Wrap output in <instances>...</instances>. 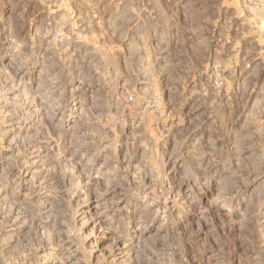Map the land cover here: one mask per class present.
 <instances>
[{
    "label": "clouds",
    "instance_id": "9594fccd",
    "mask_svg": "<svg viewBox=\"0 0 264 264\" xmlns=\"http://www.w3.org/2000/svg\"><path fill=\"white\" fill-rule=\"evenodd\" d=\"M44 7L0 57L4 104L23 83L47 121L15 152L0 139V264H264V0ZM37 142L50 156L25 171Z\"/></svg>",
    "mask_w": 264,
    "mask_h": 264
},
{
    "label": "rangeland",
    "instance_id": "374dc122",
    "mask_svg": "<svg viewBox=\"0 0 264 264\" xmlns=\"http://www.w3.org/2000/svg\"><path fill=\"white\" fill-rule=\"evenodd\" d=\"M59 0H0V57L6 56L10 51L9 45L12 39H16L19 42L30 43V34L35 32L36 27L44 24L48 17V10L44 7V4L55 5ZM215 2V0H210ZM34 18V19H33ZM53 23L55 22V18ZM226 19V17H225ZM224 21L222 20V23ZM233 34L235 35V27H233ZM218 47V45H215ZM243 46L245 48L250 46V41H244ZM46 42L41 45L37 44L34 49H25L27 55L35 65L40 62L41 58H46L49 53L46 52ZM73 49H79L77 53L79 56L84 51L83 47L77 43H72ZM9 60L4 59V65H8ZM19 77L17 82L19 83ZM20 94V100L13 104H4L3 98L0 97V120L5 119L4 113H8L6 117L7 123H0V139L3 140L4 145H12V151L15 152L18 147H23V139L31 134L37 128H43L47 123L46 117L42 111H37L39 106L38 102H33L31 98L24 99L25 84L20 83L18 88ZM15 93L10 94L14 95ZM14 141V143H13ZM12 155L11 152L0 151V172L9 165L8 157ZM50 153L48 152L46 144L42 142L34 143L24 154L19 158L21 166L27 164L29 167L25 171L33 172L38 171L42 164H44ZM35 162V163H34ZM38 178H43L41 173ZM2 186V184H0ZM3 193H0V222L3 221L5 214L7 201L2 199ZM42 198V197H41ZM261 214V219L264 220V208L258 210ZM25 229H20L16 226V234H21ZM9 233H4L7 236ZM3 237H0L2 240ZM10 244L0 243V254H6ZM103 243H101V248ZM47 252V248L41 250L40 255H44ZM61 253L59 251L52 253L48 256L47 260H43L40 264H59V257ZM122 253L117 252L114 260L117 262L121 259ZM35 257L30 259V264H34Z\"/></svg>",
    "mask_w": 264,
    "mask_h": 264
}]
</instances>
